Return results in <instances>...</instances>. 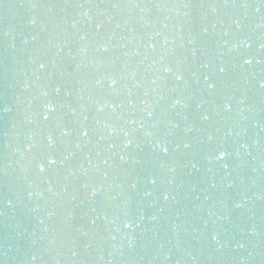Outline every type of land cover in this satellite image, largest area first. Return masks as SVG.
<instances>
[{"label": "water", "instance_id": "95a60500", "mask_svg": "<svg viewBox=\"0 0 264 264\" xmlns=\"http://www.w3.org/2000/svg\"><path fill=\"white\" fill-rule=\"evenodd\" d=\"M0 264H264V0H0Z\"/></svg>", "mask_w": 264, "mask_h": 264}, {"label": "snow or ice", "instance_id": "6c2138e0", "mask_svg": "<svg viewBox=\"0 0 264 264\" xmlns=\"http://www.w3.org/2000/svg\"><path fill=\"white\" fill-rule=\"evenodd\" d=\"M246 63H251V61L248 60V61H246ZM177 78H178V79H181V77H179V76H178ZM164 151L167 152V149L165 148ZM224 155H225V153H224V152H221L218 158L222 160V159H224ZM54 162H55V161H53V163H54ZM42 170H43V169H42Z\"/></svg>", "mask_w": 264, "mask_h": 264}]
</instances>
